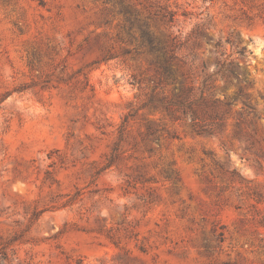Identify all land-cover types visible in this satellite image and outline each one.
Wrapping results in <instances>:
<instances>
[{
	"label": "rangeland",
	"instance_id": "rangeland-1",
	"mask_svg": "<svg viewBox=\"0 0 264 264\" xmlns=\"http://www.w3.org/2000/svg\"><path fill=\"white\" fill-rule=\"evenodd\" d=\"M0 264H264V0H0Z\"/></svg>",
	"mask_w": 264,
	"mask_h": 264
},
{
	"label": "trees",
	"instance_id": "trees-1",
	"mask_svg": "<svg viewBox=\"0 0 264 264\" xmlns=\"http://www.w3.org/2000/svg\"><path fill=\"white\" fill-rule=\"evenodd\" d=\"M151 43V42H150ZM229 72L231 73L232 76H234V72H233V68L234 67H238V64L237 63H230L229 65ZM248 107V105H245ZM249 111H248V114L252 117V119H254L256 117V114L254 113V110L250 107H248Z\"/></svg>",
	"mask_w": 264,
	"mask_h": 264
}]
</instances>
